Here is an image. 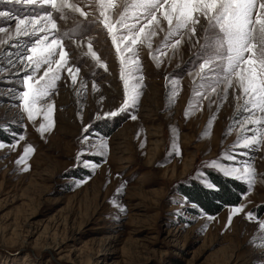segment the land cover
Returning a JSON list of instances; mask_svg holds the SVG:
<instances>
[{
    "label": "rangeland",
    "instance_id": "rangeland-1",
    "mask_svg": "<svg viewBox=\"0 0 264 264\" xmlns=\"http://www.w3.org/2000/svg\"><path fill=\"white\" fill-rule=\"evenodd\" d=\"M76 2L92 15L68 12L60 19L54 13L58 33L17 36L19 19L53 10L42 0H0V40L12 37L0 43V264H264V212L256 215L264 207V144L239 146L241 135L262 126L240 132L248 113H237L238 90L229 89L227 100L223 91L204 98L211 89L200 87L205 82L194 74L206 22L201 19L196 36L185 37L178 50L163 46L165 32L153 37L151 50L139 46V102L106 118L124 100L120 63L95 5ZM39 35L61 38L68 66L79 69L75 84L63 69L40 101L54 104V127L43 136L37 131L43 114L30 121L22 108L24 80L32 74L25 57ZM89 41L107 70L85 54ZM158 48L166 53L159 66L150 56L160 55ZM101 140L105 155L96 147ZM28 146L34 151L18 163ZM245 164L255 170L254 184L225 175L242 172ZM206 171L244 188L235 205L208 214L214 208L205 203L215 201L195 187L216 188ZM239 207L243 211L233 215Z\"/></svg>",
    "mask_w": 264,
    "mask_h": 264
},
{
    "label": "snow or ice",
    "instance_id": "snow-or-ice-1",
    "mask_svg": "<svg viewBox=\"0 0 264 264\" xmlns=\"http://www.w3.org/2000/svg\"><path fill=\"white\" fill-rule=\"evenodd\" d=\"M41 0H27V3H39ZM44 5L50 6L52 12L32 19H19L16 24L17 36H37L38 34H55L59 32L57 18L54 13H59L60 19H67V13H78L87 19L92 13L85 12L76 0H42ZM88 4H94L99 13L97 19L107 30L116 55L120 63V79L124 87V100L118 111L105 113L106 118L116 117L127 111L129 107L138 104L142 95L143 76L136 75L140 72L139 46L152 49V39L159 32H165L164 47L178 50L185 37L189 39L196 36L197 26L201 19L206 22L204 26L203 43L197 41L200 46L198 70L195 77L202 83L200 87H208L211 91L204 96H210L223 91V99L227 100L228 91L237 92V113H248L240 121V132L243 133L248 125H261L253 129V135L240 137V147L250 149L253 146L264 144V0H88ZM166 22L167 28L162 26ZM5 31L0 29V32ZM65 36L68 34L65 33ZM176 38L172 43L167 42ZM12 37L9 35L8 40ZM8 40H0L7 43ZM80 45L78 44L77 47ZM88 52L99 67L105 64L100 61L97 53L93 51L92 43L87 44ZM25 57L27 67L32 74L24 80L25 91L22 93V108L27 113L28 119L33 121L36 115L43 114L44 123H41L37 131L43 136L54 127V104L40 105L56 88L57 81L61 79L60 72L67 69L73 84L79 69H73L69 65V54L65 50L63 40L56 35H39L27 49ZM160 52V49H156ZM160 55L151 58L159 66ZM43 66V74L37 76ZM211 81L212 83H208ZM221 85L223 88L221 89ZM84 87L81 81V88ZM93 91H97L93 84ZM177 93H173L170 101ZM77 95H82L77 92ZM201 96L203 93L194 92ZM40 105V106H38ZM191 107V102H190ZM185 115H188L186 109ZM99 118V117H98ZM132 119H136L132 116ZM90 126H86L87 132ZM24 140L23 136L19 137ZM4 147L0 144V148ZM13 148L16 145L12 146ZM101 151L100 155L107 152V141L101 140L96 146ZM34 151L31 146L24 148V155L18 163H24L26 158ZM80 154H78L79 156ZM234 159V157H229ZM25 171L29 169L25 167ZM239 174L237 178L245 179L249 185L255 183V170L251 164H245L243 171L230 169L225 175ZM123 211V209H121ZM243 211V207L232 208L231 213L237 214ZM249 219H253L251 214ZM231 223V215L229 217ZM264 229V223L260 224Z\"/></svg>",
    "mask_w": 264,
    "mask_h": 264
},
{
    "label": "trees",
    "instance_id": "trees-1",
    "mask_svg": "<svg viewBox=\"0 0 264 264\" xmlns=\"http://www.w3.org/2000/svg\"><path fill=\"white\" fill-rule=\"evenodd\" d=\"M209 182L216 186V188L212 191H203L198 186L195 185L199 190L203 193H207L210 198L215 201L214 203H205V206L208 208H214V210L209 211L208 214H216L218 213L224 206L226 205H235L240 195L244 192V188L237 184L233 178L223 177L217 174L215 171H206ZM194 184V183H193ZM189 202H193L196 204H201L197 198L189 197ZM202 206V207H205ZM205 207V208H206ZM264 212V207L260 206L257 209V216H260ZM264 221V219H263Z\"/></svg>",
    "mask_w": 264,
    "mask_h": 264
},
{
    "label": "crops",
    "instance_id": "crops-1",
    "mask_svg": "<svg viewBox=\"0 0 264 264\" xmlns=\"http://www.w3.org/2000/svg\"><path fill=\"white\" fill-rule=\"evenodd\" d=\"M165 50V49H164ZM174 59V56L172 57Z\"/></svg>",
    "mask_w": 264,
    "mask_h": 264
}]
</instances>
